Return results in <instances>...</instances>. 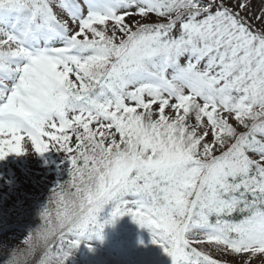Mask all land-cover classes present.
I'll list each match as a JSON object with an SVG mask.
<instances>
[{"label": "snow or ice", "instance_id": "1", "mask_svg": "<svg viewBox=\"0 0 264 264\" xmlns=\"http://www.w3.org/2000/svg\"><path fill=\"white\" fill-rule=\"evenodd\" d=\"M0 11L23 13L0 26V161L55 149L69 162L0 264H67L123 216L171 264H264V0Z\"/></svg>", "mask_w": 264, "mask_h": 264}, {"label": "rangeland", "instance_id": "2", "mask_svg": "<svg viewBox=\"0 0 264 264\" xmlns=\"http://www.w3.org/2000/svg\"><path fill=\"white\" fill-rule=\"evenodd\" d=\"M12 24L14 23H11V20L9 18H5L4 20L0 21V26L5 27V28L10 29ZM47 156H51L50 151L47 152ZM24 159L26 161L21 159L15 168H17L18 170H21L22 172H25L28 169L29 172L33 174V177H32L34 180L33 183L27 181V183L23 184L21 182L19 186L20 189L24 190V192L28 194L27 196L31 195L32 192L33 194L37 195L39 192L43 191L42 189L37 188L36 184H39V183H47L50 189H52L56 184L55 178L62 175L61 173L62 170L59 166L62 164V161L60 160L56 162V160H53L51 158L42 157L40 154H35L32 162L30 161L31 158L29 155L24 157ZM0 164H1V161H0ZM18 170H12L13 172H8L7 174H4L5 177L10 179V181L12 182L11 184L14 183L12 181L13 179L11 178L14 175V173L17 176V181H19V179H22V177L24 176V174L20 173ZM40 180L42 182H39ZM34 225H35L34 223H31L30 227L28 228L25 227L23 230H21L17 234L18 237L14 236L16 234H14L13 237L11 235L0 236V242L5 243L11 248L24 247L23 240L26 238V236L30 233L31 230L37 228V227L33 228ZM13 239H16V240H13ZM86 242L87 244H90V245L92 244L97 245L105 252L106 251L109 252L110 255H112L113 257L117 256V251L111 250L107 244H102L97 239H91L90 241H86Z\"/></svg>", "mask_w": 264, "mask_h": 264}, {"label": "trees", "instance_id": "3", "mask_svg": "<svg viewBox=\"0 0 264 264\" xmlns=\"http://www.w3.org/2000/svg\"><path fill=\"white\" fill-rule=\"evenodd\" d=\"M67 179H68V173H63V175L60 177L59 180L64 182ZM59 180H58V183H60ZM17 198L18 196L16 197V200H24V202H22V204L19 206L11 207V203L7 206L6 212L2 213L3 218L0 219V224H1L0 232H7L8 230H13V229H16L17 231H19L23 227H26V228L30 227L31 223L35 224L33 227L35 228L36 224L38 225L39 222H41V221L38 222V220H40L39 213H40L41 207L39 206L36 207L34 205V202H30L32 200L29 198H23L21 196L20 198L18 199ZM160 249L162 251V248ZM3 255H4V252L0 251V256H3ZM38 255H37V259H38ZM162 256H163L162 257L163 260L166 261L165 264H171V258L167 256L164 251L162 253ZM31 264H36V261L33 260Z\"/></svg>", "mask_w": 264, "mask_h": 264}]
</instances>
